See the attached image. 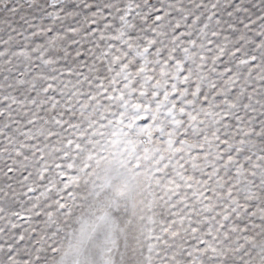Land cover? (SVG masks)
Segmentation results:
<instances>
[{"label": "snow or ice", "instance_id": "snow-or-ice-1", "mask_svg": "<svg viewBox=\"0 0 264 264\" xmlns=\"http://www.w3.org/2000/svg\"><path fill=\"white\" fill-rule=\"evenodd\" d=\"M0 264H264V0H0Z\"/></svg>", "mask_w": 264, "mask_h": 264}]
</instances>
